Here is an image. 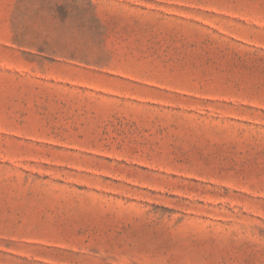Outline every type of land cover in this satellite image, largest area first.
Returning a JSON list of instances; mask_svg holds the SVG:
<instances>
[{
    "label": "rangeland",
    "instance_id": "1",
    "mask_svg": "<svg viewBox=\"0 0 264 264\" xmlns=\"http://www.w3.org/2000/svg\"><path fill=\"white\" fill-rule=\"evenodd\" d=\"M0 264H264V0H0Z\"/></svg>",
    "mask_w": 264,
    "mask_h": 264
}]
</instances>
